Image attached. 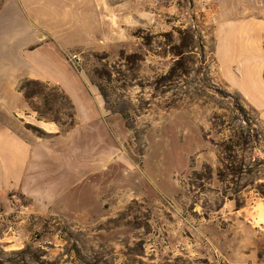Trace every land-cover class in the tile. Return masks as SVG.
I'll use <instances>...</instances> for the list:
<instances>
[{
	"label": "rangeland",
	"instance_id": "obj_1",
	"mask_svg": "<svg viewBox=\"0 0 264 264\" xmlns=\"http://www.w3.org/2000/svg\"><path fill=\"white\" fill-rule=\"evenodd\" d=\"M57 4L37 12L89 32L63 53L106 115L79 142L81 180L66 150L46 193L0 196V264H264V118L219 76L217 3ZM17 89L36 137L76 125L58 86Z\"/></svg>",
	"mask_w": 264,
	"mask_h": 264
},
{
	"label": "crops",
	"instance_id": "obj_2",
	"mask_svg": "<svg viewBox=\"0 0 264 264\" xmlns=\"http://www.w3.org/2000/svg\"><path fill=\"white\" fill-rule=\"evenodd\" d=\"M211 1L217 3L214 57L219 76L264 118V0ZM8 2L0 10V196L19 190L34 197L46 193L43 181L51 170L58 171L66 150L74 164L73 179L81 180L79 142H93L106 114L100 97L86 88L63 53L87 43L89 32L76 33L55 14L37 12L57 8V0L49 6L44 0ZM23 78L58 86L72 103L76 125L65 133L49 128L48 138L28 131L20 116L27 112L26 97L17 89ZM64 142L73 146L61 147Z\"/></svg>",
	"mask_w": 264,
	"mask_h": 264
}]
</instances>
